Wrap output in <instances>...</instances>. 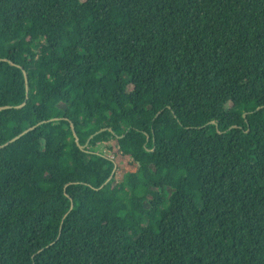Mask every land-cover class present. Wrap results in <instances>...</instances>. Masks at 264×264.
I'll return each mask as SVG.
<instances>
[{
  "label": "trees",
  "instance_id": "16d2710c",
  "mask_svg": "<svg viewBox=\"0 0 264 264\" xmlns=\"http://www.w3.org/2000/svg\"><path fill=\"white\" fill-rule=\"evenodd\" d=\"M0 108V264H264V0H0Z\"/></svg>",
  "mask_w": 264,
  "mask_h": 264
},
{
  "label": "water",
  "instance_id": "95a60500",
  "mask_svg": "<svg viewBox=\"0 0 264 264\" xmlns=\"http://www.w3.org/2000/svg\"><path fill=\"white\" fill-rule=\"evenodd\" d=\"M23 74H24V78H25V84H27V78H26V74L23 72ZM7 108V107H6ZM1 109H4V108H0V110ZM52 120H56V119H52ZM31 129H28V130H26V132H28V131H30ZM71 131H72V133H73V136L75 137V141H76V144L77 145H79V143H78V138H77V136H76V134H75V132H74V127L71 125ZM21 135H19V136H17V137H15V138H13L12 140H10L9 142H7L5 145H3V146H0V148H2V147H4V146H6V145H8L9 143H12V142H14L16 139H18L19 137H20ZM82 148V147H81Z\"/></svg>",
  "mask_w": 264,
  "mask_h": 264
},
{
  "label": "rangeland",
  "instance_id": "374dc122",
  "mask_svg": "<svg viewBox=\"0 0 264 264\" xmlns=\"http://www.w3.org/2000/svg\"><path fill=\"white\" fill-rule=\"evenodd\" d=\"M99 151H103V152H106V151H105L104 149H102V150H101V149H99ZM106 153H107V154H109V153H108V151H107Z\"/></svg>",
  "mask_w": 264,
  "mask_h": 264
},
{
  "label": "built area",
  "instance_id": "2783aa9c",
  "mask_svg": "<svg viewBox=\"0 0 264 264\" xmlns=\"http://www.w3.org/2000/svg\"><path fill=\"white\" fill-rule=\"evenodd\" d=\"M110 158H112V156L109 155Z\"/></svg>",
  "mask_w": 264,
  "mask_h": 264
}]
</instances>
